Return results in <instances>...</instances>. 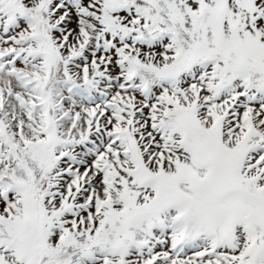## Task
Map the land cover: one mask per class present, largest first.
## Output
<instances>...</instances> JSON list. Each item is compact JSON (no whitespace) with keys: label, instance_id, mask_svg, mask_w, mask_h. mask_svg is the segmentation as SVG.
Returning a JSON list of instances; mask_svg holds the SVG:
<instances>
[{"label":"snow or ice","instance_id":"1","mask_svg":"<svg viewBox=\"0 0 264 264\" xmlns=\"http://www.w3.org/2000/svg\"><path fill=\"white\" fill-rule=\"evenodd\" d=\"M0 264H264V0H0Z\"/></svg>","mask_w":264,"mask_h":264}]
</instances>
